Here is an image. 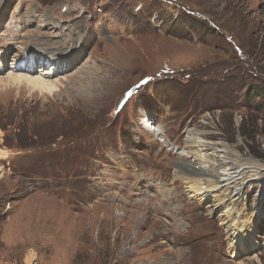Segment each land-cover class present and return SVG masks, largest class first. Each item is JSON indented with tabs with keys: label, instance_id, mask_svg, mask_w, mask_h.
Instances as JSON below:
<instances>
[{
	"label": "rangeland",
	"instance_id": "rangeland-1",
	"mask_svg": "<svg viewBox=\"0 0 264 264\" xmlns=\"http://www.w3.org/2000/svg\"><path fill=\"white\" fill-rule=\"evenodd\" d=\"M0 19L6 64L77 59L59 93L0 73V264H264V182L233 190L256 242L236 254L163 144L184 154L194 130L264 167V109L244 100L264 94V0H0Z\"/></svg>",
	"mask_w": 264,
	"mask_h": 264
},
{
	"label": "bare ground",
	"instance_id": "bare-ground-1",
	"mask_svg": "<svg viewBox=\"0 0 264 264\" xmlns=\"http://www.w3.org/2000/svg\"><path fill=\"white\" fill-rule=\"evenodd\" d=\"M1 23L2 19H0V26ZM30 49L31 48L26 49V51L23 52L19 58L14 59L11 64H6V60H8L6 58L7 55H3L0 60V73L6 69L13 73L14 71L22 73L19 75H11L8 78L14 84L25 83L33 90H39L42 93H59L61 88H63V81L55 77L60 74L62 66L68 67L72 65L73 62L77 61L74 57L76 56V52L71 58L64 55L55 57L52 66L48 67L45 64V62L49 61L48 56L44 57V54L38 53L35 49H31L32 51L30 52ZM60 57L64 60L65 64ZM40 61H43V64H41V66L39 65V69L35 71L34 64L38 65ZM60 62L61 65L59 64ZM154 124L160 129L156 121ZM153 132L156 134L154 130ZM188 135L189 139L184 149V154L180 153V149L178 151V154L184 159L182 163L186 162V165L180 168V170H182L180 176L184 181V185H186V193L190 195L191 199L200 202L209 199L213 200L215 205L213 212H220L221 209L224 208L220 215L222 218L221 220L230 228L232 236L230 239L236 249V254L241 249H246L253 253L255 251L254 247L256 246L253 233L254 228L244 229V226L251 221L249 220L247 222V215L244 216V219H241L237 210V205L239 203H230L229 201L232 199L234 189L238 191V187L245 188L244 185L253 181V179H255V182L259 180V183L262 184L264 182V167L255 164L251 166L254 167V170L244 169L245 166L240 164V157L235 158L232 153H229V150L225 151L212 148L208 149L209 152H206V149L200 146L202 141L199 140V132L191 130L188 132ZM164 138L166 140V137ZM259 175L260 177L262 175L261 179L258 178Z\"/></svg>",
	"mask_w": 264,
	"mask_h": 264
},
{
	"label": "trees",
	"instance_id": "trees-1",
	"mask_svg": "<svg viewBox=\"0 0 264 264\" xmlns=\"http://www.w3.org/2000/svg\"><path fill=\"white\" fill-rule=\"evenodd\" d=\"M215 82H217V80H215ZM214 82V83H215ZM222 88L221 89H229L231 90L229 87H227L226 85L223 86V85H220ZM208 87V86H207ZM226 87V88H225ZM210 90V89H209ZM220 89H217L215 90L216 94H221L223 96H226L229 98V100L231 102H235V101H232V98H230V96H227V95H224L223 92L219 91ZM219 91V92H218ZM230 92V91H229ZM263 92V89H255L254 87L253 88H249L246 92V94L244 95V100L248 102H251V103H255L256 100H259L261 99V104H259V107L260 108H263L264 109V94L262 93ZM193 100H198L197 98V95L193 97ZM240 101V99L237 101V103ZM236 103V104H237ZM240 106L243 105V104H240L238 103ZM221 108V107H220ZM230 110H233L234 109V106L229 108ZM224 111V109H222ZM231 112V111H230Z\"/></svg>",
	"mask_w": 264,
	"mask_h": 264
},
{
	"label": "clouds",
	"instance_id": "clouds-1",
	"mask_svg": "<svg viewBox=\"0 0 264 264\" xmlns=\"http://www.w3.org/2000/svg\"><path fill=\"white\" fill-rule=\"evenodd\" d=\"M165 146H166V148L169 150V151H174V148H176V149H180V148H178V147H173L171 144H167V143H163Z\"/></svg>",
	"mask_w": 264,
	"mask_h": 264
},
{
	"label": "built area",
	"instance_id": "built-area-1",
	"mask_svg": "<svg viewBox=\"0 0 264 264\" xmlns=\"http://www.w3.org/2000/svg\"><path fill=\"white\" fill-rule=\"evenodd\" d=\"M167 143H169V142H167ZM170 144V143H169Z\"/></svg>",
	"mask_w": 264,
	"mask_h": 264
}]
</instances>
